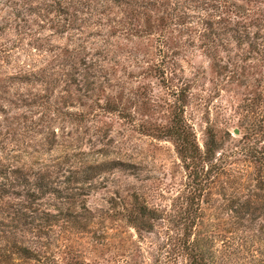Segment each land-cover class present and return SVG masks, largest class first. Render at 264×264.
I'll use <instances>...</instances> for the list:
<instances>
[{"label": "rangeland", "instance_id": "1", "mask_svg": "<svg viewBox=\"0 0 264 264\" xmlns=\"http://www.w3.org/2000/svg\"><path fill=\"white\" fill-rule=\"evenodd\" d=\"M261 152L264 0H0V264H264Z\"/></svg>", "mask_w": 264, "mask_h": 264}, {"label": "trees", "instance_id": "2", "mask_svg": "<svg viewBox=\"0 0 264 264\" xmlns=\"http://www.w3.org/2000/svg\"><path fill=\"white\" fill-rule=\"evenodd\" d=\"M181 107V108H180ZM178 113L175 114L172 126L169 128L168 133L169 136L172 137L176 143L178 144L177 152L180 155L182 161L186 163V168H191L192 170H196L199 168L200 164L202 162H208L211 160V158L214 156V151L216 148H214L213 141L210 139L205 145V153L200 154V151L195 144V141L192 140V133L186 128V126L183 123V120L181 118L182 108L183 106L180 105ZM264 160V152L260 153ZM198 182L195 184L196 186L193 188L194 192H196L198 187H200L202 184L201 178L199 179L198 174L196 172ZM41 183H37L36 186L43 190V185ZM45 188V186H44ZM140 213L144 216H148V212L146 208H140ZM24 249H22L23 251ZM24 252L27 253L26 250ZM190 255H193V253H190ZM192 264H199L198 260L195 259V256L192 260Z\"/></svg>", "mask_w": 264, "mask_h": 264}]
</instances>
